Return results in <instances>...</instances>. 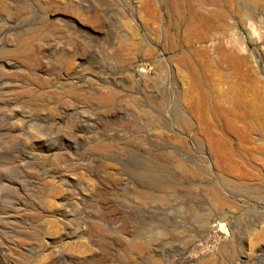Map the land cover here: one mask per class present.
Instances as JSON below:
<instances>
[{
  "label": "rangeland",
  "instance_id": "374dc122",
  "mask_svg": "<svg viewBox=\"0 0 264 264\" xmlns=\"http://www.w3.org/2000/svg\"><path fill=\"white\" fill-rule=\"evenodd\" d=\"M216 1L0 0V264H264V0Z\"/></svg>",
  "mask_w": 264,
  "mask_h": 264
},
{
  "label": "bare ground",
  "instance_id": "6f19581e",
  "mask_svg": "<svg viewBox=\"0 0 264 264\" xmlns=\"http://www.w3.org/2000/svg\"><path fill=\"white\" fill-rule=\"evenodd\" d=\"M194 1V4L196 3L197 6H198V10L196 12L197 15H199L200 19H199V23L200 24H197L199 27H205L207 28L209 26V24L212 22V19L214 18H217L216 16L218 15V13H222V17L220 18H223L224 17V11L222 12V10L220 9V12H215V11H212V10H209L207 12V15L204 14V9L206 6L208 5H212V6H216L217 7V1L216 0H166V2H168L175 10H183L185 9V4L187 3H190ZM222 1V0H221ZM232 2V1H231ZM247 4V3H246ZM168 6V5H167ZM233 7V6H232ZM209 8V7H208ZM214 8V7H213ZM212 8V9H213ZM215 8V9H216ZM233 9V8H232ZM207 10V9H206ZM219 10V9H217ZM195 14V15H196ZM180 17H183V16H180ZM180 22L183 21L182 18H179ZM196 20V19H195ZM215 20V19H214ZM176 22V21H175ZM220 22V21H219ZM176 23H179V22H176ZM219 24V23H218ZM222 24V23H221ZM214 25V24H213ZM217 25V24H216ZM220 25V24H219ZM214 27V26H213ZM223 29V28H222ZM186 30V29H185ZM190 30V29H189ZM221 30V29H220ZM224 30V29H223ZM188 31V30H187ZM227 32V31H226ZM188 36V35H187ZM219 37V36H218ZM175 39V38H174ZM200 39H205V36L201 35L200 36ZM214 40V39H213ZM200 41V40H199ZM204 42V41H203ZM206 42V41H205ZM177 45V44H176ZM219 50V55H221V57H216L218 58L217 60L210 57L209 55L207 56V54L205 53V51L203 52H200L198 53L199 57H201V61L199 63V67L200 69L198 71H196L194 68L191 69V72H192V81L194 82V85L197 86V88H199L200 90H203V95L202 97L204 99H208V97L210 96V93L205 89L209 83V75L205 73V70L207 69V67H227V62L231 59V58H228V57H232V54H227V52L222 49V48H217ZM176 50V49H175ZM178 50V49H177ZM214 50V49H213ZM192 53L195 54V51H191ZM180 55V54H179ZM191 55V54H190ZM192 56V55H191ZM238 59V58H237ZM197 60V59H196ZM180 62L181 64L187 66L188 65V62L185 61V59L181 58L180 59ZM190 65V64H189ZM198 67V66H197ZM201 69L203 71H201ZM224 69V68H223ZM225 70V69H224ZM234 75H230V76H224V75H219V78H220V81H229L230 78H234ZM227 78V79H226ZM225 83V82H224ZM230 84V83H229ZM236 84V83H235ZM234 87V86H233ZM236 87V86H235ZM234 87V88H235ZM239 89V88H238ZM238 89H233L229 92H225V95H227V98H229L231 103H234V102H238V105L235 104L236 107H231L228 112H232L233 114H238V110L237 109H240V110H243L244 111V116L246 119H258L259 116H260V108L261 106L260 105H256V104H253L251 102V104H244V105H241L242 104V101H241V97H242V92L238 91ZM256 93V92H255ZM257 94V93H256ZM241 96V97H240ZM240 103V104H239ZM210 105V103H209ZM207 103L203 104V102L201 103V108L203 109V111L207 112L209 110V108H211L212 106H209ZM176 113V112H175ZM177 115V119L181 118V115H179L178 113L176 114ZM182 119V118H181ZM219 121V119L217 118V122ZM252 122V121H251Z\"/></svg>",
  "mask_w": 264,
  "mask_h": 264
}]
</instances>
